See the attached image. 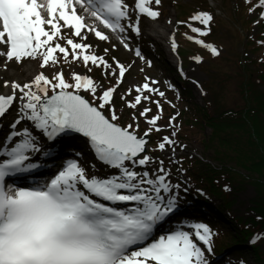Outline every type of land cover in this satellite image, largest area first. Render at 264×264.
<instances>
[{"label":"snow or ice","instance_id":"snow-or-ice-1","mask_svg":"<svg viewBox=\"0 0 264 264\" xmlns=\"http://www.w3.org/2000/svg\"><path fill=\"white\" fill-rule=\"evenodd\" d=\"M160 4L161 0H133V5L126 0H0V58L17 63L36 60L41 69L58 68L61 60L66 64L79 61L88 72L95 67L106 78L115 79L113 86L105 88L91 76L73 71L69 82L61 69L51 78L40 71L23 84L4 81L3 86L11 92L0 94V120L14 106L17 115L0 138V264H209L206 253L213 252L214 233L208 224L181 222L162 231L179 210L177 191L181 185L170 182L164 160L148 153L168 149L175 153L173 137L179 113L170 116L166 124L159 123L163 118L161 100L173 108L175 105L154 87L159 81L145 77L144 83L120 96L127 108L134 110L132 123L122 126L114 94L131 65L116 57L109 62L106 55H98L84 42L89 34L108 41L101 26L113 33L139 34L141 16L158 19L160 10L151 5ZM256 7L264 8V0H258L249 11ZM260 19H264V11ZM189 21L199 26L176 22L195 34L185 33L186 38L210 57H220L221 49L205 39L212 31L214 16L199 11ZM121 43L133 51L123 35ZM259 43L264 45V40ZM171 48L174 52L178 48L174 34ZM134 51L144 59L139 48ZM108 52L105 48L104 53ZM192 59L204 62L200 55ZM145 62L151 65V61ZM178 71L183 74L182 68ZM145 102L155 105V114L152 107L143 106ZM141 118L148 125L143 135L138 134ZM169 127L174 129L171 134L150 150L149 137ZM69 134L87 139L108 174L89 175V169L74 158L66 160L45 183H6L18 174H35L43 167L40 156L51 155L45 146ZM154 160L158 167L153 172L148 166Z\"/></svg>","mask_w":264,"mask_h":264},{"label":"rangeland","instance_id":"rangeland-1","mask_svg":"<svg viewBox=\"0 0 264 264\" xmlns=\"http://www.w3.org/2000/svg\"><path fill=\"white\" fill-rule=\"evenodd\" d=\"M127 3L133 5V0H129ZM257 4L258 0H161L159 6L151 5L159 8L161 12V16L158 18L159 20H163L166 24H169L168 21H172L171 25L174 27V33L178 44L177 50L173 52V58L169 48L170 45L168 46L164 40H161V42L154 40V38H152V31H150V28H148V25L145 23L140 25L141 32L139 34L134 32H125L123 34L113 33L111 30L103 29V26H101V30L109 35L108 41H99L92 34H89L88 39L84 41L91 44L93 46L92 51H95L98 55H106L109 62H111V57H116V59L126 66L131 65L130 70L125 75L123 84L114 94L115 107L117 114L121 117L119 123L122 126L132 123L131 115L134 110L127 108L126 104L121 101L120 96L124 94L128 88L144 83L145 77H150L152 80L159 81L154 87H158L161 91H164L166 100L171 101V104L175 105V108H173L165 100H161L163 104V118L159 122L161 125H164L167 123L170 116H175L177 112L179 113L175 121L178 130L176 131V136L173 137L177 141L175 153H173L171 149L164 152L154 150L159 140L164 135H170L174 130L173 128H165L164 131L159 134L153 133L156 136V144L153 146V144H150V140L148 144V148L154 150L149 151L148 154L164 160L165 167L170 173H172V170L175 172L182 170L181 166L176 165L177 167H175L174 164L176 159L184 156H196L197 158H202L203 156L207 160L218 162V160L214 159L210 147L209 150H207L205 146V139L211 132L210 128L204 124L194 125L195 118L201 119L204 117V115L200 113V108L204 107L209 115H221L225 109L229 108L230 110H235L231 115L239 116L243 115L244 110L247 111L248 106L258 110L264 105V100L261 98L264 96V45L259 43L264 40V19H260V12L264 11V9L262 10L261 7H256L254 12L249 11V8ZM199 11H207L213 16L215 15L214 23L211 25L212 31L205 39L207 42L216 44L221 49L222 55L218 58L210 57L208 52L201 46L186 38L185 33L188 35H195L187 25L176 23L177 21H188L192 23L193 26H199L197 22L189 21V17ZM132 19L134 21L135 13H132ZM257 20H260L258 24L256 23ZM151 21L157 22L156 20ZM125 23H127V21H125ZM67 35L71 36V33L67 32ZM121 35H125L133 51L124 49L122 43L119 45L114 42L115 37H118L121 42ZM60 42L62 44L64 43L63 40ZM135 42H137L142 49H147V54L151 58L146 57V53L143 55V60L137 57L134 54V45L132 46V43ZM112 45H115V48H113ZM105 48L109 49L107 54L104 53ZM195 55L203 56L204 62L196 63L192 59ZM69 59H71V57H69ZM145 61H151V65L149 66ZM2 62L4 63L0 64V89L3 88L5 80L14 81L13 77L15 78V76L22 77V80L28 79L29 81L30 79L27 77L24 79L26 72L22 70L26 63L34 64L33 69L35 70H33V73L36 69H38V73L40 71H45V74L50 78L55 71L62 69L65 74V79L69 82H71V73L75 71L80 74L91 76L94 81L102 83L105 88L111 87L115 83L114 78H106L102 75L100 69L93 67V70L88 72L87 68L79 61L66 64L61 60V64L58 68L49 67L47 69H41L39 67V61L32 59H25L20 63L12 61L7 64V61L3 60ZM5 64H7V67H5ZM178 68L183 69V74L178 71ZM181 75H183V77H181ZM179 76L182 79L181 82L183 85L176 79V77L178 78ZM257 79L258 81L256 82L255 80ZM28 81H24L23 83ZM170 85L172 87H170ZM180 85H182V88ZM49 94H51V91ZM81 94L91 99L86 93L82 92ZM185 94L187 95L185 96ZM256 96H258V99ZM131 98L132 97H129V99ZM153 99L160 98L154 96ZM143 106L152 107L153 114H155L156 108L154 104L145 102ZM210 106L214 109H210ZM11 112H15L12 118ZM105 114L110 115L107 111H105ZM16 115L17 109L14 106L9 111V114H6V116L0 120L1 137L7 132L9 123L15 119ZM245 117H248V115L246 114L235 122L245 123L247 122ZM222 121H225V119H222L221 122ZM139 124L140 128L138 129V134L143 135L148 125L142 118L139 120ZM237 129L242 134H240ZM237 129L231 130L229 129V125L222 123L219 130L223 132L231 131L234 135V141L228 142L225 150L230 154L243 156L247 154L245 141L249 138L241 129ZM51 143L45 146V151L50 152L51 155H41L40 159L45 160V162L49 163L51 166L55 165L53 171H57L60 158L67 153H78L77 151H80L85 156L89 155L83 149V146L87 145V139L79 134L62 136L57 139L56 143ZM180 145H184L185 147L181 148ZM74 155L76 156V154ZM226 164L234 167L235 171L239 173L245 172L238 166H235L234 163L226 162ZM82 165L86 169H89L90 175L97 174L103 176L108 174L107 168H100L101 173L96 172L94 168H90L92 162L88 164L87 159L82 162ZM148 167L154 172L158 167V163L154 160ZM51 169L52 168H49L44 173L49 172ZM170 182L174 184L171 178ZM200 184L207 188L203 183ZM196 188L197 187H195V189ZM230 189V187H226L225 191L229 192ZM254 194V187L248 182L244 184L242 190L231 193L230 199L233 200V203L231 205L232 210H230L234 216L243 215L245 211L247 212V207L250 206L249 200L254 197ZM205 201L206 200H204L202 209L207 216L208 205L213 207V203L211 204V200H207L206 203ZM216 201L220 200L216 199ZM180 218L183 221V217L180 216ZM199 221L206 223L203 220ZM226 221L227 222H222L218 226H211L214 233L213 252L211 254L206 253L209 264H234V257L231 254L242 251L244 252L241 253V258L243 259L241 264H253V255L251 252H248L245 247H242V244H240V246H231L226 250L223 247L214 252V245H217V247L225 245L224 243H219L222 237V235H220L221 230H232L231 223L228 222V220ZM258 246L264 251V240H262Z\"/></svg>","mask_w":264,"mask_h":264},{"label":"trees","instance_id":"trees-1","mask_svg":"<svg viewBox=\"0 0 264 264\" xmlns=\"http://www.w3.org/2000/svg\"><path fill=\"white\" fill-rule=\"evenodd\" d=\"M255 81L257 82L258 79ZM256 98L258 99V96ZM261 98L264 100V96ZM209 108L214 109L212 106ZM200 109V113L204 117L195 118L194 125L204 124L210 128L211 132L205 139V146L207 150L210 147L214 159L222 165L217 167L195 157L184 158L176 164L181 165V172L184 174L182 182L190 189H193V185L203 187L200 184L203 183L210 192H214L215 195L213 194V196L220 200L216 201L215 205L217 213L222 214L223 218L227 217L233 229L226 232L228 239L226 242L234 244L240 238L256 236L258 239L253 244L247 245L246 249L253 255V264H264V251L257 244L264 239V105L258 110L248 106L247 111L244 110L243 115L239 116L231 115L235 110L229 108L225 109L221 115H209L204 107ZM246 114L248 115L245 117L247 122H235ZM222 119L225 121L221 122ZM222 123L229 125L231 130L239 128L248 135L249 139L245 141L247 154L239 156L230 154L225 150L228 142L234 141V135L231 131L219 130ZM238 132L242 134L239 130ZM151 142L155 146L156 136L154 134L151 135ZM226 162L234 163L246 174L241 175ZM246 182L252 184L255 190L254 197L249 200L250 206L247 207L248 215L234 216L231 211L233 203V200L230 199L231 193L242 190ZM225 185H230L231 190L229 192L231 193L225 191Z\"/></svg>","mask_w":264,"mask_h":264},{"label":"bare ground","instance_id":"bare-ground-1","mask_svg":"<svg viewBox=\"0 0 264 264\" xmlns=\"http://www.w3.org/2000/svg\"><path fill=\"white\" fill-rule=\"evenodd\" d=\"M151 20L152 19H150V18H148L146 16H141L140 25H143V23L148 25V28H150V31H152V34H153L152 38H154V40L159 41V42H161V40H164V42L168 46L170 45L169 48L171 50V56L173 58V52L174 51L171 48L172 36H173V34L175 35V33H174L175 31H174L173 25H171L170 23L166 24V23H164L163 20H159V19H156L157 22L160 21L158 23L157 22H153ZM124 37H125V35H124ZM175 39H176V37H175ZM114 42H116L119 45H121V42L118 39V37H115ZM137 48H139L141 50V53H146L147 54V49H145V48L142 49L140 47V45L137 42H135L134 43V49H137ZM2 60L6 61L5 59L0 58V64L4 63V62H2ZM8 63L9 62H7V64ZM178 64H179V62H178ZM33 67H34V64H32V63H26L23 66L22 70L24 72H26V75H25L24 79L27 77V78H29L31 80V78L35 74H38V69H36V71L33 73V70H35V69H33ZM15 78L13 77V80L16 81V82H19V81H21L23 79L22 77H19V76H15ZM24 81H28V79L22 80L19 83L23 84ZM10 92H11V89L10 88H6L4 86H3L2 89H0V93L1 94H9ZM14 113L15 112H11V118L14 117ZM84 148L85 147H83V149ZM81 149H82V147H81ZM42 161L43 160H40V162H42ZM181 181H183L182 178H177L176 182H174V183L175 184L176 183L180 184ZM185 188H187V187L181 185V188L177 191V194H178V197H179V205H180V207H179L178 212L167 222V224L169 226L176 227L179 224H181V222H194V221H199V220L209 221V219L206 218V216L204 214V211L201 208V205L204 203V199L205 198H209V195H211V194L215 195V193L214 192H204L201 195H196L190 188H187V191H184ZM208 200H211L210 201L211 204L213 203V207H211V205H208L209 206L208 210L210 211V214H207L208 217H210V220L212 221V223L214 225H219L222 222H227L226 221V220H228L227 217L224 219L222 216H219L218 213H217V210H216V207H215L216 198L213 197V198L208 199ZM206 201H207V199H206ZM206 201H205V203H206ZM187 210L199 211L198 213H203V214L202 215L201 214L200 215H196V216H189L188 218H186L184 215H181V214H182L183 211H187ZM244 215H248V213L245 211ZM180 216L183 217V221L181 220ZM229 218H230V215H229ZM256 239H258L256 236H250V237L247 236L246 238H240L238 240V243L239 244H249V243H251L253 241H256ZM229 240H230V238H229ZM262 240H264V239H262ZM261 241L257 242V244H260Z\"/></svg>","mask_w":264,"mask_h":264}]
</instances>
